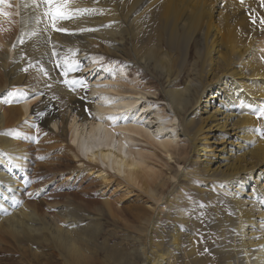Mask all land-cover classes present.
I'll return each instance as SVG.
<instances>
[{"label": "bare ground", "instance_id": "1", "mask_svg": "<svg viewBox=\"0 0 264 264\" xmlns=\"http://www.w3.org/2000/svg\"><path fill=\"white\" fill-rule=\"evenodd\" d=\"M212 1L159 2L151 20L159 19L160 28L169 30V52L159 55L149 49L133 56L142 69L154 66L162 72L168 87H177L163 90L169 112L153 107L147 97L150 92L138 90L137 79L131 80L124 71L116 70V80L113 77L105 84L92 116L93 107L86 105L83 92L73 84L75 80L69 75L57 76L50 70L58 52L90 57L89 67L97 63L98 52L122 54L123 44L140 36L137 15L140 0H73L69 8L74 18L57 22L58 27L68 29L67 33L53 30L50 18L44 15L47 6L41 0H16L15 22L11 15L0 16V224L14 238L29 235V241H37L38 258L43 257V246L48 245L57 251L64 264H110L90 255V249L98 250L95 234L101 228H87L100 226L95 221L105 215L113 216L115 203L101 190L111 177L125 186L126 195H136L140 206L131 215L142 222L137 227L142 237H150L160 227L161 214L156 212L159 204L154 195L155 192L163 195L167 182L161 185L155 182L157 172L149 165L154 154L135 144L147 142L168 160L174 155L186 160V151H178L183 136L194 147L193 153L199 155L202 170L194 173L185 170L175 178L200 179L226 192L232 188L238 191L228 201L240 215L237 231L242 237L239 247L242 260L244 264H264V184L258 190L248 186L260 173L255 174L258 169L264 176V142L246 151L242 148L244 144L240 143V147L236 143L240 138L244 143L253 140L249 128L241 127L254 124L250 111L264 106L260 103L264 98V64L259 62L260 55H256L260 52L257 36H261L264 28L258 20L259 27L252 25L254 14L261 7L264 11V5H252L248 0ZM224 7L222 31L213 34L211 29L216 28ZM186 11L188 15L183 19ZM141 28L148 31L150 25L142 24ZM195 34H201L204 40V49L196 56L200 68L182 84V70L177 64L181 57L169 53H182V45ZM251 36L254 39L249 42ZM158 43L165 42L161 38ZM220 48L225 50L222 60L218 59ZM154 49L159 51L162 45L155 43ZM186 59L187 55L182 57ZM180 83L182 87H178ZM30 95L41 96L43 101L32 104L28 100ZM235 109L240 110L236 116ZM24 116L31 118L24 120ZM48 124L59 132L46 128ZM67 135L83 159L76 155L71 144L63 149L61 142ZM240 152L244 154L237 156ZM99 162L116 174L111 176ZM26 184L30 185L28 192ZM213 185L207 188H215ZM32 192L42 201L22 204L23 195ZM244 195L246 198H240ZM81 203L96 211L97 216L81 217L77 209H71ZM153 203L151 213L149 205ZM120 210L124 212L125 208ZM84 218L94 222L85 224ZM178 220L184 219L179 216ZM90 231H93L91 239L85 238ZM176 231L177 228L173 229L171 242L178 247L174 240ZM131 253L140 264H172L171 258L163 255L150 260L148 248L141 243Z\"/></svg>", "mask_w": 264, "mask_h": 264}, {"label": "rangeland", "instance_id": "2", "mask_svg": "<svg viewBox=\"0 0 264 264\" xmlns=\"http://www.w3.org/2000/svg\"><path fill=\"white\" fill-rule=\"evenodd\" d=\"M140 1L142 4L137 11L140 36L139 38L136 37L133 42H125L122 46V54H118L114 51H103L104 55L103 53L98 52V59H96L97 63L95 66L89 67L90 57L88 59L81 57L83 54L77 52L68 54L58 52V58L54 59V62L51 63L50 70L56 72L57 76L59 75L65 77L69 75L75 80V84L83 92V99L85 100L86 105L93 107L91 109L92 116H94L93 109L96 104L100 102V99L104 94L103 89L105 84L116 76V70L124 71L131 80L137 79L139 81L137 86L138 90L150 92L147 97L149 96V101L153 107L165 108L166 112L170 111V109L166 106L167 100L163 95V90L166 91L169 88L176 89L177 87H168L166 78L162 75L160 70L157 71V69L153 68L154 66L152 65L149 69H142V66L137 65L135 62L136 60L133 58L135 53L140 54L149 51V49H152L153 52L159 55L169 52L167 44L169 30L163 31L160 28L159 19L151 20V14L157 10L155 8L156 5L159 2H164L166 0ZM258 1L259 0H248V2L254 3L252 5H255V3H260L262 6L264 5L261 3V0L259 2ZM198 2L209 4L214 1L198 0ZM16 4V0H8L7 4L0 5V10H6L10 13L11 20L13 22L17 20ZM249 6L250 5H246L245 7ZM225 9V7L222 9V16L218 23H215L216 28L211 29L213 34L222 31V18ZM262 12L264 13L261 7L258 14H254L253 18L255 22H253L252 25L259 27V24H257L256 21L258 20L261 23ZM187 15L188 11L184 12L183 19ZM142 24H149V30H143L141 28ZM261 25L264 28V23H261ZM160 37L165 43H158L161 41ZM219 37L220 35L216 34V38L219 39ZM201 38V34H195L192 39L190 38L186 44L182 45L184 48L182 53H169L171 56L181 57V59H178L179 62L181 60V63L177 62V64L181 66L182 84L193 78L194 70H198L200 68V61H196V56L204 49V40ZM253 39L254 36H251L249 42H252ZM257 39V46L260 49V52L256 55H260L259 62L264 64V58L262 56L264 55V48H262V46L264 47V32H262L260 37L257 36ZM155 43L159 46L162 45V49L155 51L157 50L154 49ZM219 50L220 53L218 54V59L222 60L225 50L223 48H220ZM185 55H187V59L184 61L182 60V57ZM195 61L198 62V66ZM57 62L60 63L56 64ZM36 71L39 72L40 70L36 69ZM110 72L113 74L110 75ZM114 78L116 80V77ZM181 83L178 87H182ZM16 88L17 87L14 89ZM210 92L208 94H210ZM17 93L19 92L17 91ZM12 96L15 97V95ZM28 97H30L28 100L29 102H32V104H38L43 101V97L41 98V96H39L40 98L35 96L31 97V95ZM12 99L15 100V98ZM18 99L20 100L21 97L19 98L18 96L17 100ZM260 103H264V98H261ZM191 109H193V107ZM237 112H240V110L235 109V116ZM256 112V109L250 111L255 123L241 127V129L249 128L251 136H253V140L251 142H248L247 140V142L244 143L241 138L236 139L238 146L242 147L241 144H244L242 148H244L245 151L247 148H253L258 143L264 142V138H261V132H264V117L258 118L255 114ZM78 113L79 112L77 111L76 114ZM169 114L170 115L168 116H171V113ZM30 118L31 117H23L24 120ZM119 119L120 118L117 119V122ZM31 121L34 122L35 120L32 119ZM23 125H26V123H23ZM46 128H53L55 132H59V129H55L51 124H48ZM43 133L46 135L45 131H43ZM230 133L232 134L233 132L230 131ZM212 134L218 135L217 132H213ZM44 135L39 137L38 140L41 141L44 138ZM242 135L244 134L242 133ZM67 144H71L69 135L63 137L61 142L63 149ZM179 144L178 151H186L188 154L186 160H180L178 155H174L173 159L168 160L160 150L155 148L156 146H148L147 142L141 141L135 144L136 147L143 148L154 154L153 157H150L149 165L154 167L157 172L155 182L160 185L167 182L164 194L162 195L160 192H155L154 195L156 199H158L159 204V208L156 209V212L161 214L159 218V229L157 231H153L152 235L149 233V236L151 235L150 237H142L139 229H137L138 225H142V222L136 220V218L131 215L136 212L134 210L135 207L140 206L139 201L135 200L136 195H126L125 186L119 185L120 182L111 177L109 178L108 183H106V186L101 190L104 195L115 203V205L113 204V216L105 215L101 218V220L95 221L99 223L100 226L87 228L91 230H94L97 227L101 228L100 232L95 234V239L98 242V250L94 251L93 249H90V255H95L94 257H98L102 261L105 260V262L110 264H140L137 257L131 252L134 249L140 248L141 243L148 248L150 260L154 259L157 255H163L164 258L170 257L172 264H244L241 256V249L239 248L242 244V237L237 231L239 221L238 217L240 215L228 201L229 198H235L239 192L234 188L228 189L226 192L221 188H216L217 186L215 184H209L208 182H203L200 179L196 181H194V179L187 180L186 178H181L182 176L179 177V179L178 177L175 178V175L179 172L183 175L185 170H190V172L193 173L202 170V167L198 163L199 155L193 153L194 147L190 146L188 139L183 136L180 137ZM71 145L73 146L76 155L83 159L77 152L76 146L73 144ZM242 154H244V152L238 153L237 156ZM55 161L59 162L60 159H56ZM99 164L101 166L103 165L100 162ZM104 166L105 165H103V167ZM106 169L109 171L111 176L116 174L112 169L108 167H106ZM255 174L258 175H255L254 182L250 180L248 186L253 190H258L260 185L264 184V176L262 175L261 169H258ZM54 176H58V173L54 174ZM119 176L121 178L124 177L123 175ZM212 185L215 188H207ZM25 187L27 188V192L30 191L29 184H26ZM78 189L82 190L83 186L79 185ZM74 190H76V188H74ZM246 190L250 192V189H245V191ZM243 197L246 198L245 195L240 198ZM30 200H33V202L42 201L41 198L37 197L36 193L32 192L31 194L27 193L23 195L22 204H26ZM118 203H120V206L117 205ZM123 207L125 208L124 212L120 210L123 209ZM149 207L152 213L154 211L153 207H155L154 203L153 206L149 205ZM71 209H77L81 217H95L98 214L85 203H81L79 207L74 206ZM132 210H134L133 213ZM140 211L143 213L142 209H140ZM179 216L183 217L184 220H178ZM155 217L156 216L154 215L153 221L156 220ZM83 222L85 224H90L94 221L84 218ZM4 228L6 227L0 224V264H64L62 261L63 259H61L57 251L51 249L50 246H43L44 255L43 257L38 258L36 255H39L40 253L36 250L38 249L37 241L35 243L29 241L27 239V236L29 235H21L22 237L14 238L9 234V231ZM175 228H177V235H175L174 240L176 244H179L178 247L171 242V235L173 234V229ZM92 233L93 231H90L85 238L91 239L90 236ZM151 242L154 243L151 245ZM83 245L84 247L87 246L86 243H83ZM102 246H107V249L109 250H104ZM153 251H155V253H153Z\"/></svg>", "mask_w": 264, "mask_h": 264}, {"label": "snow or ice", "instance_id": "3", "mask_svg": "<svg viewBox=\"0 0 264 264\" xmlns=\"http://www.w3.org/2000/svg\"><path fill=\"white\" fill-rule=\"evenodd\" d=\"M47 6V10L44 15L48 16L51 21V27L54 31L67 33L68 29L63 27H58L57 22L62 20H69L74 18L73 12L70 10L69 5L73 2V0H41ZM8 0H0V5L7 4ZM243 3V0H241ZM261 3L264 4V0H261ZM10 15L9 13H5L0 10V16ZM264 23V20L261 21ZM89 30V29H83ZM75 82H73L74 84ZM258 118L264 117V106L260 107L255 113ZM109 119H116L115 117H109ZM261 138H264V132H261Z\"/></svg>", "mask_w": 264, "mask_h": 264}]
</instances>
